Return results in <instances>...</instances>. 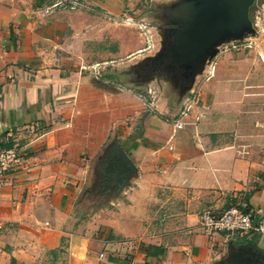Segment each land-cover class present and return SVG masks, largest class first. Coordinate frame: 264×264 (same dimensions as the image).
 I'll return each instance as SVG.
<instances>
[{"label": "crops", "instance_id": "obj_1", "mask_svg": "<svg viewBox=\"0 0 264 264\" xmlns=\"http://www.w3.org/2000/svg\"><path fill=\"white\" fill-rule=\"evenodd\" d=\"M55 1L0 0V145L23 158L0 186V264H234L241 246L264 259L260 233L199 226L204 208L264 216V0L250 8L253 32L218 44L213 75L195 73L174 100L152 77V99L122 81L156 55L142 0L43 13ZM111 140L133 171L83 218L77 194H91Z\"/></svg>", "mask_w": 264, "mask_h": 264}, {"label": "water", "instance_id": "obj_2", "mask_svg": "<svg viewBox=\"0 0 264 264\" xmlns=\"http://www.w3.org/2000/svg\"><path fill=\"white\" fill-rule=\"evenodd\" d=\"M253 2L254 0H179L175 12L171 13L175 22L170 30V40L151 59L160 62L171 59L179 75L186 81L192 80L193 75L200 71L202 63L215 56L218 44L253 32L250 18ZM125 161L127 167L132 168V173V163L128 158ZM238 251V256L232 259L234 264L262 263L263 256L251 246H241Z\"/></svg>", "mask_w": 264, "mask_h": 264}, {"label": "rangeland", "instance_id": "obj_3", "mask_svg": "<svg viewBox=\"0 0 264 264\" xmlns=\"http://www.w3.org/2000/svg\"><path fill=\"white\" fill-rule=\"evenodd\" d=\"M179 1V0H178ZM176 1V2H178ZM161 2V4H158L157 6L155 4H152L151 0H142L141 4L143 6H146L147 9H144V12L141 14L144 15L146 18L147 23H153L154 21L159 25V29L155 28L152 30V36L153 41L155 44L154 52L155 54L160 53L165 46H167V43L170 40L169 34L170 30H172L173 23L175 22L172 17H170L171 13L175 12V6L174 5H167L164 6ZM134 3L132 4V7L134 8ZM153 6V7H152ZM161 8H160V7ZM129 8V7H128ZM132 8V9H133ZM160 8V9H159ZM158 9L157 13L154 14L152 10ZM133 13V11L131 12ZM135 15V14H131ZM157 16V18H156ZM125 20L128 22L132 21V17L128 15V17H124ZM137 26L142 27L146 30L144 25L145 23L139 22L137 20ZM151 34L148 33V35ZM230 48V47H229ZM209 60V59H208ZM208 60L204 61L200 67V71L204 70L208 64ZM211 61V60H209ZM175 64L173 61H157L152 60L150 58L143 60L140 64L136 66V70L139 71V74L142 75V80L138 77L134 76V71L127 69V76L125 80H122L124 84L131 86L132 88H139L137 90H142L143 94L150 99H152L151 93L145 91L146 83L150 81L151 77L154 78L153 82L155 87L158 89V91H163V94H166V92H169V95H172L173 100L174 97L176 98V91L180 90L179 86L183 87V90H188V85L193 80H184L181 75H178L176 71V67H174ZM134 69L135 67L132 66ZM209 67V66H207ZM130 71V74H129ZM132 75V76H131ZM142 81L140 83V81ZM185 85V86H184ZM113 140L109 142L108 148H112L111 144H113ZM109 149H106V155L105 158L102 160L98 159L96 160L95 170H96V177H94V181L92 184V192L91 194H86L85 196L83 194V190H81L76 197L77 201H82L80 207H76L77 211L82 214V216H86L87 214L94 215V213L100 212V209H104L107 206H110L109 202L114 200L118 197L117 194H115L114 187L116 185H119L122 181V179H126L128 175H130L132 168H127L125 166L124 162H120L117 157H113L109 154ZM101 158V157H100ZM100 160V161H99ZM93 180V179H92ZM123 183V182H122ZM121 183V184H122ZM87 184V183H86ZM84 186H87V185ZM83 189V187H82ZM85 216L83 218H85Z\"/></svg>", "mask_w": 264, "mask_h": 264}, {"label": "built area", "instance_id": "obj_4", "mask_svg": "<svg viewBox=\"0 0 264 264\" xmlns=\"http://www.w3.org/2000/svg\"><path fill=\"white\" fill-rule=\"evenodd\" d=\"M78 0H57L51 3L49 6L43 8V13H50L55 8H76L79 7ZM146 33V31H145ZM146 48L152 45L149 37L147 38ZM151 43V44H150ZM92 72L95 75H99V67L93 66ZM214 72V68L209 66L208 70L204 74L205 79H209ZM190 101L195 102V96ZM190 111V107L185 105L180 112V117L187 115ZM199 116H195V120H199ZM175 128H183V123L179 119L175 120ZM169 148L172 149V146ZM22 154L16 146L3 147L0 146V186L3 184L5 176L9 173L16 171L22 163ZM199 226L201 231L205 235H211L214 233H247L250 231H256L264 236V216L253 223V213L251 211H245L238 206H229L221 213H216L210 208H204L200 213ZM102 256V253L100 254Z\"/></svg>", "mask_w": 264, "mask_h": 264}, {"label": "trees", "instance_id": "obj_5", "mask_svg": "<svg viewBox=\"0 0 264 264\" xmlns=\"http://www.w3.org/2000/svg\"><path fill=\"white\" fill-rule=\"evenodd\" d=\"M0 146H3V147H9V146H6V145H0ZM112 153H113V157H117L118 158V160L120 161V162H124L125 163V166H127V164H126V159H127V156L124 154V152H122L120 149H119V147L117 146L116 147V149L114 148H111L110 150H109V154L110 155H112ZM126 156V157H125ZM125 158V159H124ZM128 168V167H127ZM123 181V180H122Z\"/></svg>", "mask_w": 264, "mask_h": 264}, {"label": "flooded vegetation", "instance_id": "obj_6", "mask_svg": "<svg viewBox=\"0 0 264 264\" xmlns=\"http://www.w3.org/2000/svg\"><path fill=\"white\" fill-rule=\"evenodd\" d=\"M122 180H123V179H122ZM122 180H121V181H122ZM122 182H123V181H122ZM122 182H121V183H122ZM121 183H120V184H121ZM117 186H118V185H116V186L114 187V189H115ZM262 260H263V261H262L261 264H264V259H262Z\"/></svg>", "mask_w": 264, "mask_h": 264}]
</instances>
